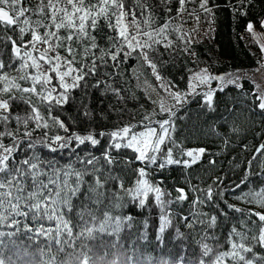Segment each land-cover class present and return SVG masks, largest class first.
Masks as SVG:
<instances>
[{
    "label": "snow or ice",
    "instance_id": "snow-or-ice-1",
    "mask_svg": "<svg viewBox=\"0 0 264 264\" xmlns=\"http://www.w3.org/2000/svg\"><path fill=\"white\" fill-rule=\"evenodd\" d=\"M23 2L24 0H0V23L5 27L19 28V44L11 36L0 35V41L5 43L11 41L13 53L9 61L0 59V129H2L0 130V227L16 229L9 232L0 231V238L27 234V239L31 241L34 237H46L50 242H55L57 253H64L66 258L58 260L57 255H52L50 259L45 260L43 257L46 253L44 249H40L41 259L37 261L22 242L21 245H17L15 240H12V247L6 252L7 245L3 239H0V246H3L0 247V264H119L118 260L106 261L107 251L103 256L97 255L95 244L81 243L77 248L78 240L96 241L98 238L100 239L99 248H116L120 242L121 231L124 228L133 227L134 217L132 216H112L108 211H104L103 219L100 220L96 215L98 206L107 198L116 201L115 207H122L121 201L129 197L134 201L138 200L139 207L144 208L149 195L154 194L156 206L160 209L156 239L162 241L165 231L173 226L172 218L176 215L170 210V206L185 202L188 195L184 188L177 187L176 197L171 198L172 194L161 187L164 183L163 179L154 181L153 176L156 172H163L170 166L181 167L184 170L190 169L201 161L207 151L203 147L183 148L174 137L177 125L173 117L179 108L189 102L188 97L195 95H203L201 108L206 107L209 112H215L217 109L214 106L213 97L216 90L209 89L198 93L196 87L217 80L226 81V84L222 83L219 86V91H223L227 84H235L237 88H240L239 77L233 79L231 74L227 77L212 76L207 69H201L200 72L190 76L188 92L172 91L175 86L160 75L157 64L150 59L149 53L155 51L154 45L167 40L169 24L174 18L169 16L163 25L153 28L155 19L148 0H136L133 6L139 8L142 20L137 18L135 10L127 8L125 0H40L36 8L24 7ZM191 2L193 0H179L177 17L187 10L186 5ZM162 3L165 5L166 12L171 13L172 9L167 7L170 0H162ZM208 3L209 0H200L199 8L205 14L212 15L213 9L208 6ZM238 3L240 8H245L252 3V0H238ZM232 8L234 13L238 11L236 5H232ZM146 12L148 15L144 16ZM194 12L195 9H193ZM28 13H31V16L26 15ZM32 16H36L37 19H32ZM101 19L107 22L110 30L117 33L116 37H108L109 48L100 47L96 43V37L91 34L97 29ZM196 19L199 20V16ZM141 24L149 30L144 31ZM261 27H264V21H261ZM41 29H44L42 33ZM129 29H135V35H132ZM61 30H64L66 34L61 35ZM177 30L179 29H173V31ZM247 31H253L251 22L247 24ZM26 33L31 34V40H24ZM140 37H146V39L141 40ZM85 40L90 42V46H85L83 50L85 62L81 63L80 67H73L78 63L77 57L80 55L74 45L82 44ZM40 44L47 47L41 51L38 48ZM170 46L171 41L164 44L165 48ZM137 48L141 50L140 56L151 67L156 80L160 82V87L175 103L168 106L161 100L159 113L153 109L151 113H145L136 123H125L123 126L118 124L109 131L97 133L93 129L86 134L70 132L68 125L53 113L72 99L71 91L76 88L100 89L103 85L102 95L111 92L118 100H123L122 90L114 88L112 84L98 79L94 84L89 85L87 81L89 77L99 75L101 67L108 66V59L114 62L112 67L118 69L123 62L118 59L120 53L123 52L124 60H127ZM58 49H64L67 55H60ZM97 49L98 55L94 51ZM261 50L264 51V45H261ZM2 51L3 49H0V53ZM52 52L56 55L51 56ZM89 59L90 64L87 63ZM17 60L20 63L15 70L20 75L10 76L8 70L16 64ZM50 73H54L55 76L53 77ZM105 75L111 78L114 73H105ZM53 79L56 80V84H53ZM20 81L30 86H22ZM194 81L199 83L194 84ZM255 97L259 101L257 107L264 112V93L256 92ZM17 101L27 105L29 110L25 114H13L12 108ZM82 106L84 107L83 117L90 125L93 124L92 111L87 106ZM42 108L47 109L46 116L42 113ZM115 111L121 113L123 110ZM164 113L168 114L167 119H155L158 114ZM100 115L103 119H107L103 113ZM13 121H15V128L11 127ZM53 129H62L65 135H60L58 132L50 135ZM38 130L43 131L36 137L34 133ZM212 131H215L214 127ZM232 131L238 132L239 129L234 127ZM102 138H107L108 143L100 157L90 151H84L83 156L76 152V149L81 146L87 148L90 145L96 148L101 144ZM6 139H10L11 143H5ZM70 148L75 161L66 165H59L55 157L48 159L42 157L40 153V149H47L49 153L56 154ZM122 149H130L135 154L134 161L139 164V167L132 166L134 162L132 157L120 155ZM262 150H264V144L256 149L257 152ZM113 152L116 154L114 155ZM101 158L107 166V173L101 167H97ZM255 159L254 156L253 160ZM75 163H79L82 167L76 168ZM209 163L214 164L215 161ZM248 164L251 167L252 160L248 161ZM115 168H119L120 172L125 174V170L132 173L135 179L131 187H125L122 175L112 174ZM260 169L261 171L255 175L261 176L264 173V161L261 162ZM89 175L94 177V182L85 181V176ZM250 175L252 173L246 172L240 183L236 184L232 190L235 191L245 184ZM45 177L46 179H43ZM109 181L118 182V189L123 193L122 196L115 191L108 195L105 185ZM85 184L87 190L83 192L84 200L75 204L74 198L79 197L82 186ZM192 190L201 191L202 195L206 193L204 199L197 196L192 202L193 206L202 205L206 200L212 201L214 198L211 186L206 190L195 187ZM236 198L264 208V185L259 188L249 187L248 191H241ZM93 205L97 207L94 208ZM228 207L234 208L231 204ZM234 210L243 211L240 208ZM73 212L79 218L78 225L66 218L67 213ZM189 215L195 218L181 217L189 229H194L196 224L204 226V234L199 240L194 241L200 248L198 264H228V262L264 264V256L254 251L256 245L264 248V213L253 211L245 213L248 220H251L253 216L257 218L251 220L253 227H248V220L242 219L240 225L247 231L238 230L236 226H233L223 242L215 234H209L207 231L217 227V215L209 216L207 213L198 211H192ZM16 217H22L23 221ZM201 217L205 218L201 219ZM29 218L37 224L45 219L55 220L56 226L45 228L40 224L37 227H30L27 222H24ZM77 226L80 227V231L74 232ZM143 226L145 229L148 228L147 220L144 221ZM97 234L100 236L98 237ZM104 235L116 236V240L105 241L102 239ZM64 236H67V239H64ZM176 238H185L179 228L176 229ZM141 239H147V233H144ZM208 241H215V244ZM224 243L229 246L228 250H222ZM66 247L71 251L65 252ZM48 249L51 251V243ZM127 259L129 262L132 261L131 257Z\"/></svg>",
    "mask_w": 264,
    "mask_h": 264
},
{
    "label": "trees",
    "instance_id": "trees-1",
    "mask_svg": "<svg viewBox=\"0 0 264 264\" xmlns=\"http://www.w3.org/2000/svg\"><path fill=\"white\" fill-rule=\"evenodd\" d=\"M129 10H135L138 19H143L140 16L139 8H134L136 0H125ZM40 0H24V7L36 8ZM200 0L186 5V11L177 17V9L179 8V0H170L167 7L172 9L171 13L166 12L165 5L162 0H148V5L153 13L155 23L153 28L163 25L169 16L174 19L169 24L167 40H163L161 44L154 45L155 51L149 53L150 59L157 64L160 75L171 82L175 87L172 91L186 92L188 89V78L195 70L201 67H207L213 75H224L233 72L248 73L257 67L262 61V54L257 41L252 33L247 31V24L251 22L256 28H260L261 21L264 19V0H252L245 8H240L238 0H209L208 6L213 9V14L208 15L199 8ZM232 5H236L238 11L233 12ZM193 9L195 12L193 13ZM190 13H193L190 15ZM26 15H30L28 13ZM148 13H144L147 16ZM199 16V20L196 17ZM23 19V18H22ZM32 19H37L32 16ZM128 20H131L129 15ZM196 21V28L189 26V23ZM114 22V21H113ZM188 25V26H186ZM143 30L148 31L147 27L141 24ZM173 29H179L173 31ZM41 33L44 29L40 30ZM188 33L190 36H186ZM64 30H61V35H65ZM91 34L96 37V43L103 48H109V36L116 37L117 33L110 30L107 22L101 19L98 22V27ZM0 35L11 36L16 39L19 44V28L17 26L5 27L0 23ZM26 33L24 40H28ZM146 39V37H144ZM171 41V46L165 48L164 44ZM85 46H90V42L85 40L82 44L74 45L80 53L77 57L78 63L74 67H80L84 63L83 50ZM0 59L9 61L12 53L11 41H0ZM60 55L66 56L64 49H58ZM99 54L98 49L94 50ZM115 51V49H113ZM147 51V49H145ZM71 59V57H69ZM118 59L123 61L118 69L112 67L113 61L108 59V66L99 69V75L89 77L88 84L92 85L96 80H104L106 83L112 84L114 88L121 89L123 100H118L117 97L108 92L102 95L103 85L100 89L89 87L88 89L76 88L71 91L72 99L62 108H58L53 114L58 115L69 127L70 132H79L86 134L95 129L97 133L100 131H109L114 129L118 124L123 126L125 123H136L141 120L145 113H151L153 109L159 113L157 97L158 94L164 92L160 87V82L153 75L151 67L140 56V50H136L132 55L124 60L123 52L120 53ZM90 64V59L87 61ZM105 73H114L111 78ZM238 83L241 85L237 88L235 84H227L223 91H219V86L212 88L216 90L213 101L216 107L215 112H209L207 108H201L203 103V95H195L188 97L189 102L184 107L176 111L173 117L177 132L174 137L185 149L205 148L206 154L201 161L193 165L190 169L184 170L181 167L170 166L163 172H156L153 176L154 181L163 179L161 185L163 189L171 193V198H175L177 187L184 188L188 199L183 203H177L170 206V210L176 215L173 219V226L169 227L163 234V240L158 241L156 236L159 227L160 209L156 206L154 194H150L146 200V207H139L138 200L134 201L129 197H125L121 203L122 207H115L114 199H105L104 203L99 205V210L96 212L97 217L102 220L103 212L108 211L112 216L127 217L132 216V228H124L119 236V244L116 248H99L100 239L96 241H76L77 248L81 243L97 245L95 251L97 255L103 256L107 251L106 261L118 260L119 264H198L200 256V248L194 241L199 240L204 234L203 225L196 224L194 229H189L183 222L181 217L189 216V219L195 217L190 216V212L198 211L210 215H217V227L208 229L209 234H215L223 242L228 232L233 226L238 230L247 231L242 228L240 221L248 220L245 215L248 211L262 212L264 208H260L255 204H249L246 200H238L236 197L241 191H248L249 187L259 188L264 185V173L261 176L255 175L260 172V164L264 161V150L257 152L261 144H264V112L257 107L259 101L255 97V87L249 77L240 76ZM226 84V83H224ZM150 88H154L155 91ZM209 89H196V92L203 93ZM165 94V93H164ZM167 100L174 104L167 95ZM35 100V98H33ZM171 100V101H170ZM156 101L157 103H153ZM167 102V103H169ZM92 111L93 124H89L88 120L83 117L84 107ZM116 109L123 110L121 113ZM231 109V111H229ZM27 105L22 101L14 102L12 112L15 115L20 113L25 114L28 111ZM42 113L46 116L47 109L42 108ZM101 113L107 117L103 119ZM168 114L157 115L155 119H167ZM75 121V123H73ZM15 121L11 123V127L15 128ZM34 127V125H32ZM214 127L215 131H212ZM238 128V132H233V128ZM2 130V129H0ZM43 130H38L34 136L41 135ZM65 135L62 129H53L49 134L56 133ZM218 133V134H217ZM227 140V144H225ZM5 143H11L10 139H6ZM108 139L102 138L101 144L96 148L90 145L85 148L81 146L76 149V152L83 156L84 151H90L97 157L101 156L104 148L107 146ZM42 157L52 159L55 157L59 161V165H66L69 162L75 161V156L71 154V148L58 152L56 154L49 153L47 149H40ZM115 155L116 153L113 152ZM121 156L132 157L134 161V153L130 149H122ZM256 157L253 160V157ZM252 160V166L249 167L248 161ZM215 161L214 164L209 163ZM76 168H81L82 165L75 163ZM133 167H139L137 162H133ZM102 170L107 173V166L101 158L100 164ZM125 173L120 172L119 168H115L113 175H122L125 181V187H131L135 177L130 171L125 170ZM246 172L252 173L249 180L242 184L240 188H235L236 184L245 176ZM43 179H46L43 178ZM85 181L94 182L93 176H85ZM74 181L75 178L73 177ZM115 186V187H114ZM212 187L214 198L212 201H207L202 205L193 206V200L197 196L205 198L201 191H193L195 187L199 190H206ZM105 189L110 196L111 192L115 191L118 195H123L119 192L118 182L109 181L105 185ZM87 190V185L82 186V193L78 198H74V203L79 204L84 200L83 192ZM168 197H166L167 199ZM231 204L234 208H229ZM94 208L97 206L93 205ZM240 208L242 212H236L234 209ZM66 218L70 219L73 224H79V218L73 213H67ZM205 217H201L204 219ZM22 220V217H16ZM253 216L251 220H256ZM148 221V228L143 226L144 221ZM251 220H248V227H253ZM30 227H37L42 224L45 228H55L56 222L48 221L47 219L40 221L39 224L32 221L30 218L27 221ZM91 226V225H90ZM23 223L21 224V228ZM184 234L183 239L176 238V229ZM16 229L8 227H0V231L9 232ZM80 227L74 228V232H79ZM147 233V239L141 237ZM98 237L100 234H97ZM3 239L7 248L12 247V240H15L17 245L28 247V251L32 253L36 260L41 259L40 249H44L45 256L43 259L48 260L52 255H57L58 260L65 259L64 253H57V246L54 241L50 242L46 237H34L33 240L27 239V234H20L16 237ZM67 239V236H64ZM105 241H114L116 236H102ZM51 243V251L48 245ZM215 244V241H208ZM3 247V246H0ZM228 245L224 243L222 250H228ZM70 248H65V252H70ZM254 251L264 256V248L256 245ZM250 256V254H248ZM128 257L132 261H128ZM183 257V260H181ZM232 264V262H228Z\"/></svg>",
    "mask_w": 264,
    "mask_h": 264
},
{
    "label": "rangeland",
    "instance_id": "rangeland-1",
    "mask_svg": "<svg viewBox=\"0 0 264 264\" xmlns=\"http://www.w3.org/2000/svg\"><path fill=\"white\" fill-rule=\"evenodd\" d=\"M264 21V19L262 20ZM188 26V25H186ZM189 26L193 27V28H196L198 25H196V21L193 22V23H189ZM188 26V27H189ZM190 28V27H189ZM130 33L132 35H135V29H129ZM146 31V30H144ZM253 37L255 38V40L257 41V44L259 45L260 49H261V45H264V27H261L260 28H256L254 25H253V31L251 32ZM186 36H190L188 33H185ZM255 34V35H254ZM141 40L144 39V37H140ZM31 40V34L28 35V40L29 41ZM135 43V42H133ZM45 47H47L46 45H43V44H40L38 45V48L39 50H43ZM125 50H127V47L125 46ZM136 50H140L139 48H137ZM135 50V51H136ZM141 51V50H140ZM36 53H34L35 55ZM261 54H262V61L261 63L255 67L253 70H251L250 72L248 73H244V72H233V73H227V74H224V75H213L209 72V70L207 69V67H201L197 70H195L193 73H196V72H200L201 69H207L208 72L212 75V76H224V77H227L229 74L232 75V78L235 79L236 77H240V76H244V77H249L253 84H254V87H255V90L256 92H260V93H264V51L261 50ZM51 56H55L56 53L55 52H52L50 53ZM20 63L19 60L16 61V64L13 65V67L11 69H9V75L10 76H14V77H18L20 75V73H18L15 69H16V66H18V64ZM45 67H47V65H45ZM74 67V66H73ZM192 73V74H193ZM190 74L189 75V78L190 76L192 75ZM50 75H52L53 77L55 76L54 73H50ZM189 78H188V89L186 92L189 91ZM71 82V81H69ZM20 83L22 84V86H30L28 84H25L23 81H20ZM199 82L198 81H194V84H198ZM222 83H226V81H217V80H212L210 83L208 84H202V85H199L198 87H196V89H202V90H206V89H212V88H215L217 86H220ZM53 84H56V80L53 79ZM151 90L155 91L154 88H150ZM60 91H62V89H58ZM185 92V91H184ZM165 93V94H164ZM167 95L168 93L164 90V92L158 94V97L156 98L157 101H158V106H159V101L163 100L166 105L170 106L171 102H169L167 100ZM172 100V99H171ZM170 100V101H171ZM169 102V103H167ZM192 149H195V148H192Z\"/></svg>",
    "mask_w": 264,
    "mask_h": 264
}]
</instances>
